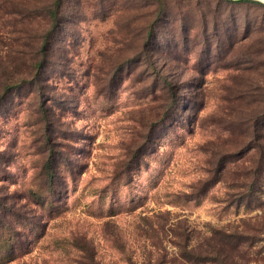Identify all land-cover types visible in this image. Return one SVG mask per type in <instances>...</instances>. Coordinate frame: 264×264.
Instances as JSON below:
<instances>
[{
	"label": "rangeland",
	"instance_id": "obj_1",
	"mask_svg": "<svg viewBox=\"0 0 264 264\" xmlns=\"http://www.w3.org/2000/svg\"><path fill=\"white\" fill-rule=\"evenodd\" d=\"M51 1L0 0V264H215L184 255L213 244L264 264V208H245L264 207V171L237 204L259 159L264 8L168 0L144 44L155 0H67L34 68Z\"/></svg>",
	"mask_w": 264,
	"mask_h": 264
},
{
	"label": "trees",
	"instance_id": "obj_2",
	"mask_svg": "<svg viewBox=\"0 0 264 264\" xmlns=\"http://www.w3.org/2000/svg\"><path fill=\"white\" fill-rule=\"evenodd\" d=\"M158 3V6L156 8V11L153 13V18L151 21H149L145 26H144V44L147 43L150 39L153 38L155 31H156V26H158V19L161 18L162 16H168L171 15L173 12V9L171 5L168 4V0H155ZM222 4H233V3H238V4H244V5H252V6H258L261 8H264V4L257 2V1H235V0H219ZM47 7L46 10L49 12V20L52 22V26L50 29H48L45 33L42 35V42L38 48V55L39 59L38 62L35 63L34 68L38 67L40 68L41 66H44L46 61H48L49 57V51L52 43V35L54 34V31L57 29V27H61L63 23V17H64V12L67 4V0H52L51 2H45ZM200 16L202 17V20L206 24V30L212 28H215L217 30L221 29L224 25L223 23V16L221 17H211V14L209 10H200ZM237 25V22L235 23ZM263 28H260L259 30L262 31ZM249 52V51H248ZM251 53L253 51H250ZM253 54V53H252ZM42 73L44 71L41 69ZM13 81V75H7L5 79L1 82V89H2V94L8 93L11 88H13L11 82ZM165 86L167 90H169L168 95H167V100L169 99V104L171 106H177L178 104V97L176 92L174 91V86L172 84L171 80L166 79L165 80ZM252 119H254V123L259 129V135H258V143L256 144L257 148V154L259 156V159L256 162V170L254 172V179H257L255 175H259L264 171V109L259 111ZM51 161L48 163V170L47 172H50L52 174L55 173V167L50 166ZM257 180L250 181L246 184L247 188L244 192V194H241L238 197L237 204L238 205H244L248 206L251 204L253 197H255V188L257 184ZM253 196V197H252ZM257 206L262 205L264 203L262 200L257 199ZM248 209H254V208H264V207H245ZM246 236L244 233L241 232H229V233H223V240L227 243H231L232 246L236 247L241 245L246 241ZM4 242V243H3ZM2 244L7 243V240L5 241L2 240ZM185 257L189 261H194L198 263H205V262H213L215 264H237L235 263L231 256L225 251V247L218 246L217 244H213L211 246L210 251L208 252H193V253H188L185 254ZM14 255L10 254L9 258H13ZM3 255H0V261L3 259Z\"/></svg>",
	"mask_w": 264,
	"mask_h": 264
},
{
	"label": "water",
	"instance_id": "obj_3",
	"mask_svg": "<svg viewBox=\"0 0 264 264\" xmlns=\"http://www.w3.org/2000/svg\"><path fill=\"white\" fill-rule=\"evenodd\" d=\"M235 1H257L264 4V0H235Z\"/></svg>",
	"mask_w": 264,
	"mask_h": 264
}]
</instances>
